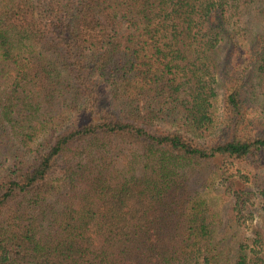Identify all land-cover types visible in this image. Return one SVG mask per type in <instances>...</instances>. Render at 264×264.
<instances>
[{"label": "trees", "instance_id": "trees-1", "mask_svg": "<svg viewBox=\"0 0 264 264\" xmlns=\"http://www.w3.org/2000/svg\"><path fill=\"white\" fill-rule=\"evenodd\" d=\"M252 73L264 0H0V264H264Z\"/></svg>", "mask_w": 264, "mask_h": 264}, {"label": "rangeland", "instance_id": "rangeland-1", "mask_svg": "<svg viewBox=\"0 0 264 264\" xmlns=\"http://www.w3.org/2000/svg\"><path fill=\"white\" fill-rule=\"evenodd\" d=\"M250 73V72H249ZM251 80L254 79V84L249 83L247 91L244 96L245 109L248 114V125L245 132H251L254 135H261L264 133V96L257 85V78L252 73L248 76ZM258 87V88H257ZM229 168V174H236L238 170H241L243 174H248L250 177L258 176L264 178V163L257 161L254 158L243 162H238L233 165L227 166ZM249 192H251V204L248 207L253 210L252 217H245L246 221L243 223V230L247 236H252L254 231L263 222L264 219V199L258 188L254 185L246 186Z\"/></svg>", "mask_w": 264, "mask_h": 264}]
</instances>
